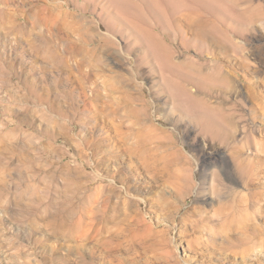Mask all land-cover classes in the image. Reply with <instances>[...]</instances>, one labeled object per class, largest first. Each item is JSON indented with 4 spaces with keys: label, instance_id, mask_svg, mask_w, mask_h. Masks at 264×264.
<instances>
[{
    "label": "rangeland",
    "instance_id": "374dc122",
    "mask_svg": "<svg viewBox=\"0 0 264 264\" xmlns=\"http://www.w3.org/2000/svg\"><path fill=\"white\" fill-rule=\"evenodd\" d=\"M0 264H264V0H0Z\"/></svg>",
    "mask_w": 264,
    "mask_h": 264
},
{
    "label": "bare ground",
    "instance_id": "6f19581e",
    "mask_svg": "<svg viewBox=\"0 0 264 264\" xmlns=\"http://www.w3.org/2000/svg\"><path fill=\"white\" fill-rule=\"evenodd\" d=\"M112 1V4H114V5H118L119 4V2L120 3H122V4H125V1H127L128 2V0H111ZM42 10V9H41ZM33 18V17H32ZM211 122V121H210ZM210 122H209V125H211L210 124ZM213 125V124H212ZM139 155H140V157H141V159L143 160V157L142 156H144L143 155V153L140 151V153H139ZM146 164V163H145ZM59 211V210H58ZM61 212V211H60ZM51 212L49 211V212H44L43 214H39V215H41V217L43 218V219H45V220H48L49 218H51V217H53L54 219L55 218H57V219H59L58 217H59V215H56V213H55V216H53V215H51L50 214ZM62 217V216H61ZM56 220V219H55ZM61 220V219H60ZM62 220H65V219H63L62 218ZM2 225V224H1ZM54 227H55V229L56 230H58V229H60V227H62L61 229H63L64 227H65V225H64V223H63V225H62V222H58L57 220H56V223L54 224ZM86 236V235H85Z\"/></svg>",
    "mask_w": 264,
    "mask_h": 264
}]
</instances>
